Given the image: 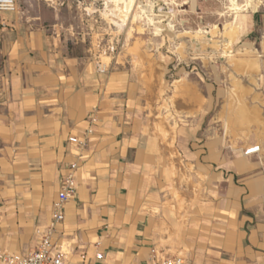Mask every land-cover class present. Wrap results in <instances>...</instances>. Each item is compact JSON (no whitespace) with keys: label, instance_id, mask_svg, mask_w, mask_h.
<instances>
[{"label":"crops","instance_id":"0c3cea01","mask_svg":"<svg viewBox=\"0 0 264 264\" xmlns=\"http://www.w3.org/2000/svg\"><path fill=\"white\" fill-rule=\"evenodd\" d=\"M241 18L249 43L264 36V10ZM60 31L17 27L12 41L8 28L0 43V253L38 246L77 164L54 237L68 264L96 254L99 264H142L153 250L186 264H264V133L234 144L197 128L181 151L179 224V204L176 218L158 191L170 160L143 125L135 80L98 69Z\"/></svg>","mask_w":264,"mask_h":264},{"label":"rangeland","instance_id":"374dc122","mask_svg":"<svg viewBox=\"0 0 264 264\" xmlns=\"http://www.w3.org/2000/svg\"><path fill=\"white\" fill-rule=\"evenodd\" d=\"M229 1L230 9L224 0H192L171 31L154 21L149 0H17L16 12H0V43L8 28L12 41L17 27L61 30L57 37L79 54L87 50L98 69L135 80L143 125L170 160V179L158 191L168 196L163 205L176 218L179 204L180 224L181 151L187 139L197 138V128L234 144L264 133V36L249 43L241 18L264 10V0ZM212 25L219 31L209 44L203 32ZM231 27H237L234 35Z\"/></svg>","mask_w":264,"mask_h":264},{"label":"built area","instance_id":"2783aa9c","mask_svg":"<svg viewBox=\"0 0 264 264\" xmlns=\"http://www.w3.org/2000/svg\"><path fill=\"white\" fill-rule=\"evenodd\" d=\"M220 1V0H217ZM231 8L229 0H224ZM147 5V4H146ZM149 10L155 22H161L163 29L173 31L177 13L185 12L183 9L190 5V0H149ZM17 10V0H0V12L14 13ZM73 145H82L76 137H70ZM77 164L67 167L60 180V188L52 205V218L42 234L38 246L25 254L0 253V260L5 264H68V260L61 248L55 242L57 229L64 221V208L66 203L76 194L77 189ZM85 260V257H82ZM102 260L101 254L95 255V263ZM142 264H186L185 259L177 253L153 250L152 256Z\"/></svg>","mask_w":264,"mask_h":264},{"label":"bare ground","instance_id":"6f19581e","mask_svg":"<svg viewBox=\"0 0 264 264\" xmlns=\"http://www.w3.org/2000/svg\"><path fill=\"white\" fill-rule=\"evenodd\" d=\"M232 6H234V8H235V10L237 9V6H235V5H232ZM251 6V5H250ZM228 26H230L229 24H227V25H225V27H224V30L228 27ZM236 30H237V27H231L230 29H229V31H228V34H232V35H234L235 33H236ZM219 31V29H218V27L216 26V25H212V27H211V29H209L208 31H204L203 32V37L204 38H206L205 39V41H207L208 43L209 42H211V40H212V37L215 35V33L216 32H218ZM225 38V37H224ZM227 38V37H226ZM229 39V38H228ZM214 42V41H213ZM215 42H217V41H215ZM227 44H228V42H227V40L225 41ZM210 44V43H209ZM213 46V45H212ZM211 46V47H212ZM263 46H264V42H263ZM255 61V60H254Z\"/></svg>","mask_w":264,"mask_h":264},{"label":"water","instance_id":"95a60500","mask_svg":"<svg viewBox=\"0 0 264 264\" xmlns=\"http://www.w3.org/2000/svg\"><path fill=\"white\" fill-rule=\"evenodd\" d=\"M256 148H252L251 150H249V151H253V150H255Z\"/></svg>","mask_w":264,"mask_h":264}]
</instances>
